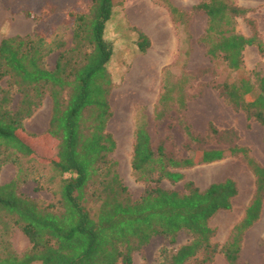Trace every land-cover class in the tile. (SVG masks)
Here are the masks:
<instances>
[{"label":"trees","instance_id":"1","mask_svg":"<svg viewBox=\"0 0 264 264\" xmlns=\"http://www.w3.org/2000/svg\"><path fill=\"white\" fill-rule=\"evenodd\" d=\"M34 3L32 7L38 5ZM113 7V0H91L86 11H70L74 19L72 45L58 41L60 51L53 69L44 64V35L35 32L1 39L0 168L20 156L34 159L33 139L26 138L24 121L49 91L53 105L47 136L57 142L56 154L47 162L66 176L60 180L58 210L19 194L17 177L0 184V222L12 218L32 244L22 254L0 248V264H131L133 253L153 236L162 234L174 242L182 230L189 231L192 239L161 264H185L200 251L204 253L203 262L222 251L229 264H239L243 234L262 210L264 166L248 155L247 148L237 145L234 128L219 129L209 123L211 136L223 141L224 146H198L192 155L181 158L167 155L162 145L154 148L145 125L138 127L133 144V168L145 181L158 175L176 182L184 178L179 169L237 153L247 157L256 177L255 192L221 248L212 241L215 230L209 219L220 210L232 208L239 192L233 178L212 182L204 189L188 180L185 192L156 183L134 199L116 169L117 162L109 157L116 147L107 131L113 83L108 63L114 44L105 32ZM197 7L203 8L209 18L203 38L207 53L212 57L222 54L232 71L242 70L246 46L257 45L259 52H264V42L255 30L247 36L230 28L234 17L245 15L250 8L229 5L224 0L199 3ZM26 14L35 16L34 8H28ZM141 35L139 46L146 51L151 40ZM255 77L254 81L242 75L237 83H224L219 91L248 119L264 126V70L257 71ZM4 78L6 85L1 83ZM256 88L259 92L254 94ZM15 92L18 100L13 105ZM186 129L191 139H201L200 134Z\"/></svg>","mask_w":264,"mask_h":264},{"label":"rangeland","instance_id":"2","mask_svg":"<svg viewBox=\"0 0 264 264\" xmlns=\"http://www.w3.org/2000/svg\"><path fill=\"white\" fill-rule=\"evenodd\" d=\"M211 0H113V15L107 22L105 36L113 41L114 52L108 63L112 76L109 95L112 115L107 131L116 141L110 159L132 197L138 199L145 189L156 183L168 189L186 191V181L193 180L201 189L215 181L233 178L239 192L231 209L215 213L209 224L215 230L212 241L219 248L232 234L234 225L244 216L256 187V177L243 153L221 160L196 164L188 168H174L184 178L171 181L154 175V180L138 177L133 168V144L138 127L145 125L153 147L164 146L167 155L181 158L192 155L198 146L223 147V141L211 136L209 123L219 129L234 128L236 143L245 147L248 155L264 166V126L248 119L242 109L235 108L219 91L224 83H237L246 75L254 81L255 73L264 70V52L257 45L243 51L244 66L232 71L222 54L207 53L203 40L208 27V15L197 5ZM229 5L250 8L245 15H236L230 28L245 35L255 30L264 42V0H224ZM34 2H38L36 7ZM91 0H0V42L5 36H45L47 49L44 64L53 69L59 55L58 41L72 45L74 19L70 11H86ZM174 7V10L171 8ZM34 8L35 16L27 15ZM145 27L147 29H145ZM141 33L151 43L142 51ZM147 70V71H145ZM148 81V83H147ZM6 85L5 78L1 81ZM259 90L256 88L254 94ZM13 105L18 100L14 93ZM52 98L47 91L34 114L24 121L26 138L32 141L34 159L20 156L7 160L0 168V184L17 177V192L37 200L43 206L58 210L59 174L47 162L56 154V139L47 136L52 115ZM200 134L197 142L188 134ZM0 222V248L8 247L19 254L31 247V242L12 218ZM6 224V225H5ZM187 230L178 233L172 242L168 236L155 235L150 242L133 253L131 264H161L180 245L189 242ZM198 252L185 264H229L224 252L218 251L212 260L203 262ZM118 264H124L119 262ZM239 264H264V200L260 217L243 234Z\"/></svg>","mask_w":264,"mask_h":264},{"label":"crops","instance_id":"3","mask_svg":"<svg viewBox=\"0 0 264 264\" xmlns=\"http://www.w3.org/2000/svg\"><path fill=\"white\" fill-rule=\"evenodd\" d=\"M145 29H147L146 27H145ZM224 180V179H223ZM222 181V180H221Z\"/></svg>","mask_w":264,"mask_h":264},{"label":"bare ground","instance_id":"4","mask_svg":"<svg viewBox=\"0 0 264 264\" xmlns=\"http://www.w3.org/2000/svg\"><path fill=\"white\" fill-rule=\"evenodd\" d=\"M145 71H147V70H145ZM147 83H148V81H147Z\"/></svg>","mask_w":264,"mask_h":264}]
</instances>
